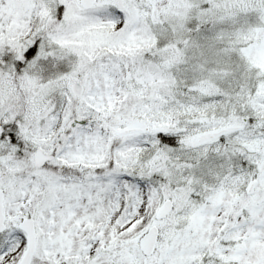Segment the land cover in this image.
I'll return each instance as SVG.
<instances>
[{
	"label": "snow or ice",
	"instance_id": "obj_1",
	"mask_svg": "<svg viewBox=\"0 0 264 264\" xmlns=\"http://www.w3.org/2000/svg\"><path fill=\"white\" fill-rule=\"evenodd\" d=\"M0 264H264V0H0Z\"/></svg>",
	"mask_w": 264,
	"mask_h": 264
}]
</instances>
